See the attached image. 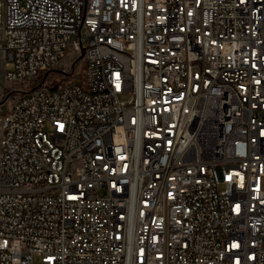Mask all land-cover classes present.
I'll return each instance as SVG.
<instances>
[{"label":"built area","instance_id":"built-area-1","mask_svg":"<svg viewBox=\"0 0 264 264\" xmlns=\"http://www.w3.org/2000/svg\"><path fill=\"white\" fill-rule=\"evenodd\" d=\"M1 107L0 264H264V0H0Z\"/></svg>","mask_w":264,"mask_h":264},{"label":"rangeland","instance_id":"rangeland-1","mask_svg":"<svg viewBox=\"0 0 264 264\" xmlns=\"http://www.w3.org/2000/svg\"><path fill=\"white\" fill-rule=\"evenodd\" d=\"M80 69L82 70L81 67H78V71H80ZM2 71V70H1ZM3 73L1 74L2 76V85L5 87V91H6V94L8 95L11 91H13V87H16V89L18 90H23L25 89L24 87H19V86H16V85H13L11 82L9 81H6L4 78H3V74L5 72V70L2 71ZM64 78V77H63ZM76 79H79V74L76 75ZM5 112V108L4 107H1L0 108V122L2 120V116ZM34 264H40V260L38 259V257H35L34 259Z\"/></svg>","mask_w":264,"mask_h":264},{"label":"water","instance_id":"water-1","mask_svg":"<svg viewBox=\"0 0 264 264\" xmlns=\"http://www.w3.org/2000/svg\"><path fill=\"white\" fill-rule=\"evenodd\" d=\"M84 55V51L82 52V56Z\"/></svg>","mask_w":264,"mask_h":264}]
</instances>
